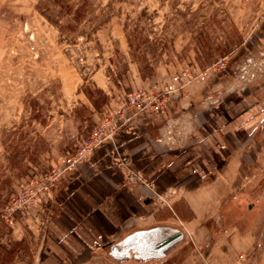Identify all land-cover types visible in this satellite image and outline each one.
<instances>
[{"label": "rangeland", "instance_id": "obj_1", "mask_svg": "<svg viewBox=\"0 0 264 264\" xmlns=\"http://www.w3.org/2000/svg\"><path fill=\"white\" fill-rule=\"evenodd\" d=\"M127 37L149 42L135 52L154 63L146 84ZM194 70L206 79L186 88L207 83L212 100H263L264 0H0V264H33L42 226L34 217L44 219L59 183L20 210L14 199L31 181L126 95L161 93ZM84 91L100 104L96 122Z\"/></svg>", "mask_w": 264, "mask_h": 264}, {"label": "crops", "instance_id": "obj_2", "mask_svg": "<svg viewBox=\"0 0 264 264\" xmlns=\"http://www.w3.org/2000/svg\"><path fill=\"white\" fill-rule=\"evenodd\" d=\"M210 90L189 86L162 113L133 115L68 173L34 217L33 264H264V99L212 100ZM156 227L183 235L164 257L119 246Z\"/></svg>", "mask_w": 264, "mask_h": 264}, {"label": "built area", "instance_id": "obj_3", "mask_svg": "<svg viewBox=\"0 0 264 264\" xmlns=\"http://www.w3.org/2000/svg\"><path fill=\"white\" fill-rule=\"evenodd\" d=\"M206 72H198L176 76L173 83L168 85L161 93L135 91L126 95L119 102L117 110H108L100 124L88 136L81 139L71 151L62 157V160L52 170L45 173L40 181L33 180L23 193L18 195L14 204L20 202V210L31 200H41L51 195L54 187L62 181L68 173L75 171L79 165L89 160L92 155L106 142L114 138L115 133L133 115L140 112L154 114L162 113L171 97H180L186 86L191 82L200 83L206 79ZM19 204V203H18Z\"/></svg>", "mask_w": 264, "mask_h": 264}, {"label": "water", "instance_id": "obj_4", "mask_svg": "<svg viewBox=\"0 0 264 264\" xmlns=\"http://www.w3.org/2000/svg\"><path fill=\"white\" fill-rule=\"evenodd\" d=\"M182 233L177 229L168 227H156L147 231L135 233L119 246L133 247L139 258H162L165 252L182 239Z\"/></svg>", "mask_w": 264, "mask_h": 264}, {"label": "trees", "instance_id": "obj_5", "mask_svg": "<svg viewBox=\"0 0 264 264\" xmlns=\"http://www.w3.org/2000/svg\"><path fill=\"white\" fill-rule=\"evenodd\" d=\"M127 42L131 50V56H132L133 62L139 66V71H140L142 78L144 80L151 79L155 73L154 63L151 61V59L149 60L145 57H141L140 55H135V52L142 46V44L147 45L149 42H143V43L138 42L137 46H134V42L129 37H127ZM151 47L153 48V50H155L154 45H151ZM152 58H153L152 60H156L154 56ZM128 68H129V64H126V70H128ZM84 92L88 96V98L91 100L93 106L95 108H98L100 104L92 100V97L90 96L89 92L87 91H84ZM3 250L8 252L9 254L11 253L6 248H3Z\"/></svg>", "mask_w": 264, "mask_h": 264}]
</instances>
